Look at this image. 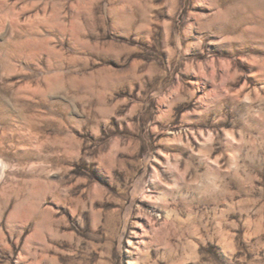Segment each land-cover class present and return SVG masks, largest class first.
Returning a JSON list of instances; mask_svg holds the SVG:
<instances>
[{"label":"rangeland","instance_id":"obj_1","mask_svg":"<svg viewBox=\"0 0 264 264\" xmlns=\"http://www.w3.org/2000/svg\"><path fill=\"white\" fill-rule=\"evenodd\" d=\"M0 264H264V0H0Z\"/></svg>","mask_w":264,"mask_h":264}]
</instances>
